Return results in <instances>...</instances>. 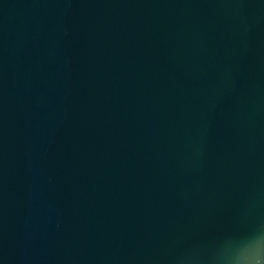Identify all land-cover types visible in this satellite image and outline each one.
<instances>
[{
    "label": "water",
    "instance_id": "water-1",
    "mask_svg": "<svg viewBox=\"0 0 264 264\" xmlns=\"http://www.w3.org/2000/svg\"><path fill=\"white\" fill-rule=\"evenodd\" d=\"M264 228V0H0V264H223Z\"/></svg>",
    "mask_w": 264,
    "mask_h": 264
},
{
    "label": "clouds",
    "instance_id": "clouds-1",
    "mask_svg": "<svg viewBox=\"0 0 264 264\" xmlns=\"http://www.w3.org/2000/svg\"><path fill=\"white\" fill-rule=\"evenodd\" d=\"M223 264H264V228L256 229L229 249L223 257Z\"/></svg>",
    "mask_w": 264,
    "mask_h": 264
}]
</instances>
